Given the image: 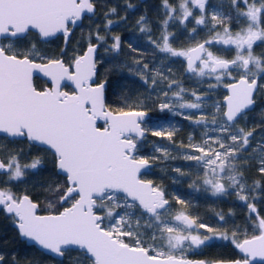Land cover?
Returning <instances> with one entry per match:
<instances>
[{
  "label": "snow or ice",
  "instance_id": "snow-or-ice-1",
  "mask_svg": "<svg viewBox=\"0 0 264 264\" xmlns=\"http://www.w3.org/2000/svg\"><path fill=\"white\" fill-rule=\"evenodd\" d=\"M99 3L0 0V216L39 254L27 264H264V51L256 54L264 49V0H162L155 38L141 15L137 28L153 67L139 59L124 67L140 77L146 96L121 82L123 72L115 81L100 78V67L123 51L121 37L108 35L127 20L112 19L119 5L104 13L103 29L88 25L69 56L75 30ZM124 7L137 10L131 0ZM181 35L194 46L174 47ZM139 40L129 41L131 52ZM57 42L59 55H52L46 45ZM101 48L113 55L101 56ZM176 62L193 89L175 78L169 65ZM153 110L162 120L188 121V143L177 145L178 125L151 120ZM176 159L188 162L170 169L174 184H188L185 196L143 178ZM253 166L262 179L249 184ZM193 193L213 203L234 197L241 223L233 208L214 212L215 224L193 215ZM228 246V258H190ZM0 264L21 261L0 250Z\"/></svg>",
  "mask_w": 264,
  "mask_h": 264
},
{
  "label": "trees",
  "instance_id": "trees-1",
  "mask_svg": "<svg viewBox=\"0 0 264 264\" xmlns=\"http://www.w3.org/2000/svg\"><path fill=\"white\" fill-rule=\"evenodd\" d=\"M126 0H100V3L97 6L96 14L91 20H85L84 24L85 27L83 29H76L75 35L72 38V44L69 48V56L72 55L71 48H77L78 42L83 43L82 36L86 37L89 31L88 25L91 24L93 28L99 27L101 29L104 28L105 24V17L104 13L107 11L108 8L115 7L116 5H119L118 8V16L112 17L113 20H120L121 17L127 16V20L125 22H120L119 25H113L111 31L108 33L109 36H120L121 37V43L123 51L120 53V55L117 57L116 60H114L112 63L104 64L100 67V78L104 79L107 77L110 80L115 81L119 78L121 75V72L125 76L128 77V79L121 81L122 83L128 85L129 88H131L134 92H138L141 95H148V91H146L145 86H143L140 82V77L135 76L132 77L131 74L128 72V69L124 67V65L131 64L133 59H139L143 63H149V58L147 57L149 53V44H148V38L147 36H142V34L139 32L137 28V21L140 19L141 15H146L148 17L149 24L152 28L154 38L158 37L160 35L159 31V25L162 23L164 19L163 15V9L160 7L162 0H131V2L137 6V10L135 12L128 10L124 7ZM170 3H175V0H170ZM212 3L216 4L218 3V0H212ZM191 25H189V28ZM173 29H170V31ZM104 31L101 32V35H104ZM179 35V32H177ZM203 33L200 34V37H203ZM140 37L139 40V47L138 50L143 51L142 53L131 52V50L128 47L129 41L131 40L134 44L137 42V38ZM180 43L174 44L175 46H187L192 45L189 44L186 41V36L181 35L179 37ZM111 43V41H109ZM62 46L60 42H57V44H48L46 47L49 49L50 54L52 55H59V47ZM194 44V43H193ZM263 49L262 48H256V53L259 55ZM100 55L105 58H110L113 54L112 53H105L104 49L101 48ZM145 56V57H144ZM159 60V58H158ZM170 68L172 72L175 74V78L178 81H182L184 84V87L188 88H194L195 84L194 82L189 79L183 72V65L180 62L171 63ZM153 65L149 63V68L151 69ZM163 70V69H162ZM35 82L38 86L43 87L44 80L40 77L35 78ZM163 85H161L162 87ZM147 87H151V84ZM223 92V89L218 90L216 98L220 99L222 98L220 93ZM117 97L115 95H111L109 98V104L116 108L117 104L115 103L117 101ZM162 115L158 111H150V119L153 121H159L161 124H168L172 123L173 121L178 125L179 130L177 131L174 140L177 145H180L181 142L184 144L188 143L189 134L192 133L193 129L189 126L188 121H185L181 119L180 117H172L169 116L168 120H162L159 119ZM251 126V125H250ZM200 139L199 133L196 135L197 142ZM158 138L155 137H148V141H157ZM165 143H167L165 141ZM20 148H23L25 152L28 151V145L27 144H20ZM150 149V144L146 146L145 153L148 154ZM173 155H176L175 152H173ZM247 155V153H246ZM26 159H30V157H27ZM22 163L25 162V160L21 161ZM186 163L183 160L176 159L173 161H169L167 163V166H164L162 164H157L154 166L148 175H145L143 178H148L153 180L155 183L162 184L169 193H174L176 189L179 187L180 189V195L185 196L190 190L188 189V184L184 183L182 185H176L172 182V173L170 169L174 166H184ZM254 163V162H253ZM49 167L51 165L49 164ZM187 170V169H185ZM191 172L193 173V178H195L194 174L196 172V169H192ZM245 176L248 178V183L251 184L252 180H261L262 177L257 172L256 168L253 166L250 171L245 172ZM48 173H44L42 177H38L37 179H47ZM35 182V181H33ZM28 188L31 190L32 185L29 184L27 186L20 185L19 189H14V191L23 192L25 188ZM40 190L37 188L36 192H39ZM187 199L192 201V214L193 215H199L201 219L204 221L215 224V218H214V212H228L230 208H233L235 212L240 213V211H244L242 208L236 206V204L233 203L234 197L230 198L226 203H222L220 201H217L216 203H213L211 198H204L203 196H199L196 193H193L192 195H187ZM40 200L42 203L46 204L47 201L44 200V197L41 196ZM179 207V206H177ZM240 217L241 214H239ZM237 224L241 223V220L239 219L236 221ZM228 227H231V224L228 225ZM221 231H224L223 228L220 229ZM0 250H2L6 255H15L20 261L21 264H27V260H30L32 258H39V254L35 249L26 247L23 243L19 241V239L16 236L15 229L12 228L9 224V222L3 217L0 216ZM234 254V249L231 246L228 247H213L210 249H206L205 253L203 255H199L201 257L206 258H228ZM75 255V254H73ZM196 256V255H192ZM197 257V256H196ZM65 264H69L68 261H65Z\"/></svg>",
  "mask_w": 264,
  "mask_h": 264
},
{
  "label": "flooded vegetation",
  "instance_id": "flooded-vegetation-1",
  "mask_svg": "<svg viewBox=\"0 0 264 264\" xmlns=\"http://www.w3.org/2000/svg\"><path fill=\"white\" fill-rule=\"evenodd\" d=\"M174 47H190V46H194V44H192V45H190V46H175V45H173ZM150 50H149V53H148V55H147V57L149 58V62L150 61H152L153 59H154V55H153V51H152V48L150 47L149 48ZM262 51H264V49L262 50ZM139 54L140 53H142L143 51H140V50H138L137 51ZM145 57V56H144ZM156 59L158 60V57H156ZM183 72H184V67H183ZM36 77H39V76H36ZM36 77H34V79L36 78ZM45 82H44V84H43V87H45L46 85H48V82H47V80L46 79H43ZM65 89L66 90H68V91H71V88L70 87H65ZM226 213V212H225ZM239 214H241V216H243L244 215V211H240V213H239V211L238 212H236V215H237V220L236 221H238L239 220ZM191 258H195L196 256H190ZM197 258H203V259H209V260H211V259H217V258H206V257H201V256H197Z\"/></svg>",
  "mask_w": 264,
  "mask_h": 264
},
{
  "label": "water",
  "instance_id": "water-1",
  "mask_svg": "<svg viewBox=\"0 0 264 264\" xmlns=\"http://www.w3.org/2000/svg\"><path fill=\"white\" fill-rule=\"evenodd\" d=\"M141 1H144V0H141ZM40 77V76H39ZM43 79H46V78H43ZM47 80V79H46ZM46 86H48V85H46ZM64 90H66V89H64ZM66 91H68V90H66ZM149 116H150V113H149ZM145 179H148V178H145ZM191 258V257H190ZM191 259H203V258H197V257H195V258H191Z\"/></svg>",
  "mask_w": 264,
  "mask_h": 264
},
{
  "label": "rangeland",
  "instance_id": "rangeland-1",
  "mask_svg": "<svg viewBox=\"0 0 264 264\" xmlns=\"http://www.w3.org/2000/svg\"><path fill=\"white\" fill-rule=\"evenodd\" d=\"M188 46H190V45H188ZM257 54V53H256ZM258 55V54H257ZM184 85V84H183ZM186 89H189V90H191V89H193V88H188V87H185ZM171 94V93H170Z\"/></svg>",
  "mask_w": 264,
  "mask_h": 264
}]
</instances>
